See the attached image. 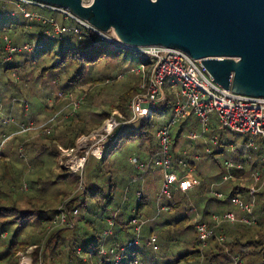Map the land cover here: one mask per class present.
Returning a JSON list of instances; mask_svg holds the SVG:
<instances>
[{
	"label": "trees",
	"instance_id": "16d2710c",
	"mask_svg": "<svg viewBox=\"0 0 264 264\" xmlns=\"http://www.w3.org/2000/svg\"><path fill=\"white\" fill-rule=\"evenodd\" d=\"M26 11L38 14L40 18L25 16ZM51 12L59 13L21 0H0V82L2 85L5 84L4 90L18 91L19 97L14 96L15 101L23 108L27 101L24 86L33 79L28 76L31 71L36 73L34 82L35 79L53 81L62 92L89 79L93 86H116L119 89L115 100L106 107L111 110L99 113L101 121L108 118L114 109L126 115L124 108H129L130 101L140 91L139 77L123 72L113 76L109 64L113 61L112 69L118 71V66L128 62L130 56L129 63L141 62L147 71L149 65L146 59L131 49L100 38L94 31L74 21L64 19L60 13L62 17L58 21ZM44 18H52L62 25H74L78 31L71 29L48 36L45 31L51 30L52 25L47 20L43 21ZM4 35L9 38L12 46L19 48L8 60L5 59L7 51ZM24 43L31 44V50L23 49L21 46ZM121 51H125L126 54L121 56ZM102 63L103 67L97 69ZM15 74H18L19 80L10 78ZM10 95L13 96V92ZM91 95L90 90L84 93L80 104L91 99ZM174 99L171 92L165 91L164 99L151 111V114L155 112L154 117L149 119L152 116L150 115L115 128L101 156L96 157L98 163L94 169L100 173V177L97 174L95 178H100V181L87 183L85 179V168L92 156L89 155L83 172L84 187L76 195L73 193L79 186V175L75 180L73 171L57 164L55 159L59 154L58 146L64 143L65 148L74 147L80 134H87L92 128H97L101 121L94 127L87 128L83 123L84 118L78 113L61 118L52 126L57 129L62 125V129L52 136L45 134L48 144L44 143L41 148L32 149L30 154H24L26 162L16 152L12 153L10 158L7 151L0 147V264H20V256L25 253L31 257V264H38L39 260L42 264H113L108 259V254L100 255V247L105 245L117 248L125 244L133 235L129 222L134 216L139 215L152 217V221L160 216L159 220L163 219L160 222L161 236L158 238L153 228H149V235L155 233L157 249L153 250L147 245L148 238L145 237L141 244L145 255L144 261L140 260L138 251L134 250L136 256H131L130 264L134 258L139 264H232L233 256H237L243 264H264V203L254 209L255 224L225 223L222 225L225 238L219 240L213 236L205 246H202L197 238L195 222L211 224L209 214L218 210L215 207L210 209L208 206L226 203L229 199V195L224 200L209 195L208 186L213 176L204 175L208 159L219 165L215 155L224 149L220 137L217 135L218 148L208 143L211 148L209 153L202 148L205 143L199 144L198 161L190 159L191 155L196 153L194 148H191L192 151L188 154L181 149L183 140L192 142L186 138V133L196 130L197 123L180 124L172 131L170 146L173 165L180 167L178 161L184 160L200 175L197 177L198 182L186 189L194 199H185L181 196L178 200L172 198L166 201L165 198L168 210L159 211L155 217L158 212L156 199L153 198V203L146 201L148 197L144 192L139 200L136 197V190L140 187L137 183L140 174L131 165L129 166L134 176L130 173L129 180L137 181V184L132 190H118V178L112 164L108 163L110 154L121 146L123 140L129 143L138 140L139 148L146 145L147 150L146 156L136 155L138 159L150 163L157 157L158 142L155 131L164 122L159 123L160 115L170 108L173 112ZM99 106L103 108L104 104ZM122 117H125V120L130 118ZM3 133V130H0V136ZM214 135H216L214 131L210 130L207 139ZM33 143L35 142L30 145L34 146ZM27 164L30 169L27 168ZM45 167L46 170H43ZM54 167L57 168L56 173ZM176 192L178 191L172 190L173 197ZM202 201L204 206L201 209L199 204ZM62 204H65L67 209L77 208L80 211L75 217L73 227H52V219ZM194 204L198 205L199 213L196 221L192 222L188 212ZM230 208L232 207L229 206ZM82 209L85 210V214L81 213ZM109 218L113 222L112 226L107 223ZM215 230L219 232V228ZM188 244L189 247L185 246ZM31 246L35 247L28 252ZM172 246L174 250L176 247L182 248L173 252ZM168 250H171L170 256ZM126 254L130 252H125L123 257Z\"/></svg>",
	"mask_w": 264,
	"mask_h": 264
},
{
	"label": "built area",
	"instance_id": "2783aa9c",
	"mask_svg": "<svg viewBox=\"0 0 264 264\" xmlns=\"http://www.w3.org/2000/svg\"><path fill=\"white\" fill-rule=\"evenodd\" d=\"M29 4H36L29 0H21ZM90 0H88L89 2ZM42 7H46L55 11H58L63 18L94 31L100 38L113 42L114 36L109 33H102L93 28L87 22L81 20L77 16L73 15L65 9H59L53 6H47L43 4H37ZM27 17L40 18V15L30 12H24ZM43 18V17H42ZM49 21L52 25L51 30H46L45 34L50 36L53 34H61L73 29L77 32L76 26L62 25L52 18L43 21ZM5 50L7 51L8 60L10 54L16 51L17 47L10 44L9 38L4 35ZM118 44V43H115ZM120 45V44H118ZM122 46V45H121ZM23 49L31 50V44L24 43L21 46ZM124 47V46H123ZM135 51L146 59L148 63V70L145 71L144 65H140L135 68L137 76L139 77L138 86L140 91L132 98L129 103V110L131 116L128 120L115 122L113 118L110 121H114L111 124V132H105L106 135H112V132L119 125H125L131 122H135L141 118L150 117L152 109L164 99L165 90L164 83L168 77H171L170 92L174 95V107L173 115L170 120L157 128L155 131V137L158 142V155L150 163L138 159L136 156L129 158L130 164L138 171H148L154 169L159 171L161 176V182L158 188V194L155 196L156 204L158 207V215L161 210H168V205L164 199H169L173 188L177 182H181L184 188L189 187L192 184L198 182V178L192 174L193 167L184 160H179L177 167L172 164V155L170 152V146L172 143V127L180 120L186 118L187 113L193 114L198 118L201 126L200 132L190 130L186 133V138L191 141H197L199 138H203L205 142L204 151L209 153L211 151L210 144H216L217 138L215 136L210 139L204 138L203 133L207 130L208 115L215 113L218 122L223 128L231 131H237L248 134L250 138L244 144V153L242 159L237 160L236 145L231 144L229 150L231 156L228 159L223 160L220 168L222 175L219 180H214L209 183V193L214 197L224 200V191L222 187L228 183L229 186V202L233 209H220L218 211L211 212L209 219L211 224L207 222H197V215L195 217V231L198 240L202 246L207 244V241L215 236L219 240L225 238V233L222 225L225 223H242L246 225H252L256 223V217L254 216V209L256 208V196L258 192H264V97H256L245 94H239L233 92L230 88H224L217 84L206 71L199 59H194L186 52L178 48H170L164 46H144V47H125ZM179 86V88H177ZM71 96V93L59 92L56 97ZM76 106L79 105L80 99L77 100ZM26 107V105H25ZM26 110V108H25ZM113 119V120H112ZM123 119V117H122ZM13 121L11 116L3 120L4 124ZM21 128H29L31 123H22ZM114 127V128H113ZM259 139L261 144V152L258 165L252 162L247 152L251 149L258 150L259 146L255 142ZM101 140H103L101 138ZM102 148L105 144H99ZM73 148H69L63 151L59 156V163L63 168L79 171L83 168L85 163V155L88 152L95 157L101 156L103 150H100L98 154L92 151V145L90 149L84 151L83 156H79L78 150L75 153H71ZM72 154V155H71ZM67 156V157H66ZM99 156V157H100ZM198 154H194L193 159H199ZM83 159L82 165L74 167L70 161ZM182 169L188 171L187 174L181 175ZM243 171V173H240ZM182 179V180H180ZM182 186V187H183ZM264 194V193H263ZM227 195V196H228ZM142 196V188L136 190V197L139 200ZM224 198V199H223ZM58 213L52 219V227H73L75 225V217L78 214V209H67L65 204H62L58 208ZM147 221L146 217L141 215L134 216L130 220V227L132 230V237L128 239L125 244L118 246L117 248L105 245L100 247V255H109L113 264H122L123 254L130 252L132 257L136 256L134 251L135 246L140 244V232L141 227ZM109 226L113 225L112 220L107 219ZM216 228H219V232H216ZM109 232V231H108ZM155 235H150L147 240V245L151 246L153 250H156ZM35 246H31L30 251ZM41 249V248H40ZM41 251V250H40ZM39 251V252H40ZM38 264H42L39 260ZM132 264H139L138 260L134 258ZM232 264H243L237 256H233Z\"/></svg>",
	"mask_w": 264,
	"mask_h": 264
},
{
	"label": "rangeland",
	"instance_id": "374dc122",
	"mask_svg": "<svg viewBox=\"0 0 264 264\" xmlns=\"http://www.w3.org/2000/svg\"><path fill=\"white\" fill-rule=\"evenodd\" d=\"M83 2L88 3V0H83ZM51 15L58 21L62 17L59 13L51 12ZM121 52H122L121 56L122 55L124 56L126 54L125 51H121ZM11 54H10V57H11ZM129 60H131L130 56L128 57V62L121 63L118 66V71L117 69L116 70L112 69L113 68L112 64L114 62L111 61L109 64L110 65L109 70L112 72V75L114 76V75H117V73L119 74L123 72V74L124 73L133 74V76L136 77L137 71H135V67H138L142 64L141 62H138V61H133L129 63ZM103 65H104L103 63L100 64L99 67H97V69L102 68ZM35 75L36 73L31 71L28 76L32 77L33 79L32 81L31 80L28 81L27 85L24 86L26 88L24 93L27 99V101L24 104V106L26 105L25 107L26 110L24 106L23 108H21L20 103L15 101L16 98L14 96L17 95L19 97V92L14 89L6 92L4 90L5 84L2 85V82H0L1 83L0 84V130H3L4 132L0 136V147L7 151L8 153L7 155H9L10 158L12 156V153L14 152L19 153L21 155L20 157L25 162H26V157L24 154H27V153L30 154L32 149L35 150L36 148H41L44 143L48 144L47 139H45V134H47L48 136H52V135L57 134L59 129H62V125L58 126L57 129H54L55 126H52L58 120H60L61 118L73 116L74 113H78L80 114V116L84 118V121H83L84 126L87 128H92L95 125L100 123L101 117L99 113L101 111L111 110L110 108H106V107H108V105L115 100L116 96L119 93V89L116 86L115 87H109V86L99 87V86L94 85L95 86L94 87L93 83H91L88 79L87 82L77 84V86H75L74 88H71V89L69 88L65 91L63 90V93H71V96L66 95V96H61L59 98H56V94L59 92H62L61 91L62 89H58L59 87L53 84V81L51 82L50 80L42 81L41 79H37V80L35 79V82H34ZM18 77H19L18 74H15L11 76L10 78L16 81L17 79L19 80ZM171 80H172L171 77H168L165 80V83H164L165 91L170 92ZM177 88H179V86H177ZM89 90L92 92V95H91L92 98L88 100H84L85 102L84 104L79 103V105L76 106V103H78L77 100L80 99L82 102L83 94ZM12 92H13V96L10 95ZM99 104H104L103 108H100ZM50 108H51V111H50ZM124 109H126L125 110L126 115L124 114L122 115L117 109H114L111 111L110 116L102 120L101 124L97 128H92L91 130L87 132V134L85 133L80 134L76 138L74 147H72L74 150L70 152L73 154L76 152V150H78V153H79L78 155L83 156L84 151L86 149H90L91 145H92V151H93L94 148L101 146L99 144H105L106 142H108L110 139V135H106L105 132L112 131L110 130L111 125L109 129H106V128L104 129V127H106V125L108 124H113L114 121L115 122L123 121L125 117L122 119V116L130 117L131 112L129 108L128 109L124 108ZM53 115L55 117L52 118ZM151 115L152 116L149 119L155 116V112H153ZM172 115H173V112L171 108L169 110H166V112L160 115L159 123L161 124L163 121H164L163 124L167 123L172 117ZM9 116L13 118V121L7 124H4L3 120ZM111 118L115 120L112 122L110 121ZM192 122L197 123L198 125V128L195 131L200 132L201 126H200V122L198 118L189 112L187 113V116L185 119L178 121L176 125L172 127V131L177 129L182 123L189 124ZM22 123H31V126L29 128H21L20 125ZM2 124L5 126H2ZM210 130L214 131V133L216 134L214 136L216 138H217V135L218 137H220V140L224 146L223 151L215 155V158L218 160L219 165H216L213 161H210V159H208V165L204 171V175H207L209 177L213 176V179L211 181H214V180H219L221 178L222 170L220 168V165L222 164L223 160L228 159L231 156V152L229 150L230 145L231 144L236 145L235 158L237 160H241L242 154L244 153V150H245L244 144L250 138V136L245 133L231 131L226 128H223L218 122V119L215 113H210L208 115L207 130L205 133H203L204 138H207L208 132ZM102 136H103L102 138L103 140L100 139L98 141V139ZM85 139H87V144L82 145V142ZM32 142H35L33 143L35 144L34 146L30 145ZM255 142L258 144L259 149L258 150L251 149L250 151L247 152V156L252 162L258 165L260 152H261V144L258 138L255 140ZM139 143L140 142L138 140H134L132 143H129V142H126V140H123L121 146L113 150L112 153L110 154L108 158V163L112 164V167L114 168L113 171L115 172L118 178V190L119 191H122L123 189L132 190L134 186L137 183H139L140 185L139 189L142 188V193L144 192L146 196L148 197L146 201H150L153 203V198L157 196L158 188L161 182V176H160L159 171L154 170V169H149L148 171H139L138 172L140 174L139 179H138L139 182L136 181L137 182L136 183V182L129 180L131 169H132L129 166L131 165L129 162V158L132 156H136V155H143V154L145 156L147 155L146 145H142L139 148ZM201 143H205L203 141V138H199L197 141H192V142L188 140H183L182 141L183 146H181V149L185 151V154H188L190 151H192L191 148H194V151L196 152L194 154H199L198 150H200L199 149L200 147L198 146ZM44 146H47V145H44ZM211 146H216L217 148L219 147L218 142L216 144H211ZM58 148H59V154L58 156H56V159H55L57 161V164L59 163V156L63 153L64 150L69 149V148H65L64 143L58 146ZM104 148H105V145L102 146L101 150H104ZM194 154L191 155L190 159H193ZM92 156L90 157L86 165V168H85V179L87 183L94 182V181H100V178H97V179L95 178V175L97 174L100 177V173L96 171V169H94V167L98 163V160L96 159V157L94 158ZM198 160L199 159H197L196 161ZM49 166L50 165H48V167ZM84 166H85V163L82 168L83 172H84ZM27 168L30 169L29 164H27ZM54 169H56L54 170L56 173L57 168L54 167ZM43 170H46V167ZM42 172H45V171H42ZM73 173H74L75 180L78 178V175H79V186L77 187V189L74 190V193H73V195H76L84 187V181H83L84 174L82 175L81 169L79 171L78 170L73 171ZM187 173L188 171H186L185 169H182L181 175H184ZM131 174H133L134 176V173H131ZM192 174H194L198 178L200 177V175H198L194 169H193ZM230 185L231 184L228 183L222 187V190L224 191V195H225L224 198L227 197L228 195ZM182 186L183 185L181 184L180 181L176 183L175 189L174 188L173 189L178 192H176L175 197L172 196V194L174 193H171V196L169 198L170 200L172 198H175L176 200H178L181 196L182 198H185V199L187 198L194 199V197L190 195V192L186 190L187 188H184V186L183 187ZM208 194L212 195L211 193H208ZM255 196H256V207H258L264 203V194H261V192H258L255 194ZM165 200L167 201L168 199H165ZM203 203L204 201H202L199 204V206H201V209L204 206ZM229 206L232 207L228 199L226 203L221 202L219 204L216 203L215 205L212 204L211 206L209 205L208 208L212 209V207L213 208L215 207V209L220 210V209H229ZM230 209H233V207ZM198 211H199L198 205L197 206H195V204L192 205L191 211L188 212L189 216L192 218V222L193 221L195 222V217L199 213ZM78 213H80V211H78ZM81 213L85 214V210L82 209ZM159 217L157 220L153 219L154 221L151 220L152 217L151 218L148 217L146 223L143 224L141 227L140 244L136 245L134 248L136 252L138 251L141 261H144L145 259V255L142 251L141 244L145 237L148 238L150 236L148 234L149 228H153L158 238L159 236H161L159 234L160 222L163 219H161L160 221ZM185 246L189 247L190 245L188 244ZM30 248L27 250L28 252H31ZM171 248L174 252L176 249H180L182 247H176L175 250L173 249V246ZM168 254L169 256L171 255V250L170 251L168 250ZM108 259L111 260L110 257ZM130 259H131V255L126 254L123 257L121 262L122 264H130L129 263ZM20 264H31V257L29 256V254L25 253L20 256ZM182 264H185V263H182ZM188 264H193V263H188Z\"/></svg>",
	"mask_w": 264,
	"mask_h": 264
},
{
	"label": "water",
	"instance_id": "95a60500",
	"mask_svg": "<svg viewBox=\"0 0 264 264\" xmlns=\"http://www.w3.org/2000/svg\"><path fill=\"white\" fill-rule=\"evenodd\" d=\"M29 1L65 9L124 47L181 49L220 86L264 97V0Z\"/></svg>",
	"mask_w": 264,
	"mask_h": 264
},
{
	"label": "bare ground",
	"instance_id": "6f19581e",
	"mask_svg": "<svg viewBox=\"0 0 264 264\" xmlns=\"http://www.w3.org/2000/svg\"><path fill=\"white\" fill-rule=\"evenodd\" d=\"M110 125H111V124L106 125V127H104V129H105V128H106V129H109V128H110ZM101 138H103V136L100 137V138L98 139V141H99ZM84 144H87V139H85V140L82 142V145H84ZM100 150H101V147L99 146V147L94 148V149H93V152L96 153V154H98V153L100 152ZM82 162H83V159H82V158H79V159H77V160H75V161H73V160L70 161L71 165H73L74 167H79L80 165H82Z\"/></svg>",
	"mask_w": 264,
	"mask_h": 264
}]
</instances>
